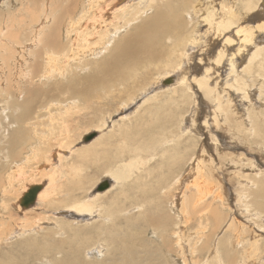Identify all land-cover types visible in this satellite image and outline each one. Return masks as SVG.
<instances>
[{
	"label": "rangeland",
	"instance_id": "obj_1",
	"mask_svg": "<svg viewBox=\"0 0 264 264\" xmlns=\"http://www.w3.org/2000/svg\"><path fill=\"white\" fill-rule=\"evenodd\" d=\"M42 1L43 0H37L36 1V4L38 6V7L36 6V9H37L36 12L40 11ZM52 1H54L53 9H55L56 12H58V13L63 12L66 15H73V13L76 11V9L79 6V4H77V7L75 8L72 4H70L66 8H63V6L60 4L61 0H48V2L50 3V7L52 5ZM81 1H83V0H81ZM130 1L133 5L141 6L139 8L146 7L148 2H149V0H128L127 3H129ZM199 1H203V3H208L207 1L205 2V0H199ZM231 1H236V0H231ZM5 2L6 3H8V2L12 3V6H13L12 10H16L17 6L19 5V3H17V0H0V11L1 12H3V4ZM221 2H222V4H226L229 2V5H231L230 0H228V1L227 0H214L212 2L213 4H211L210 2L208 3V5H210L207 9L208 13L211 11V9L209 10V8H211L212 5L217 10V11H215V13L213 15L214 16L213 18L215 21L220 20L222 15H223V14H220V11H219L220 10L219 4ZM263 2H264V0H261L259 2V6H258L261 9L263 8V10H260V8H255L253 10L254 12L252 11V13L250 12V13H248V15L243 14L239 23L242 24L243 26H246V25L255 26L257 24V22L258 23L263 22L264 21V5H263ZM150 3H153V2H150ZM33 4L34 3L28 2V6L30 5V8L33 7ZM124 5L125 4L123 3V5L120 6L121 10L112 11L106 17V19L113 21L112 24H108V26H109V31H107L108 34L110 33V30L114 29V27L115 28L119 27L122 24L123 19H128L130 17L129 14H127L128 10H122V9H126V7H124ZM23 8H25V7H23ZM6 10H7V7L4 8V11H6ZM50 10L51 9H48L47 12H50ZM146 12L150 13L151 9H147ZM192 12H193V9L191 8L189 10V14ZM201 13H202V15H201ZM208 13L200 11L199 12L200 16H199L198 12H196L197 17H195V18H194V16L190 17L188 14H185V13L183 14L185 21L188 22L190 25V26H187V29H189V30L192 29L193 26H195L196 24H197L198 29H199L198 30V33H199L198 36L199 37H197L198 39L196 38L197 40L195 39V41H194L189 36L191 38V41L188 42L189 44L186 47V54L189 57L181 56L182 62L180 64L183 65V68H187V69H185L186 73L182 72V74H180V73L178 74V70H180V68L176 69V70L172 69V70H169V73H167L165 75V77H162V76L159 77L158 83H156L155 82L157 80L156 73L159 70L154 68V75H153V77H151L150 83L154 79L155 80L149 86H147V88L144 87L141 91H139L131 101L127 100V98H128L127 92H124V93H120V94H116V95H110L109 99L106 97L100 96V94H99L98 96L91 98L89 100H85V101L83 100L84 101L83 102L82 100L74 99L73 97H70L68 95V92L64 93L65 92V91H63L64 89L59 87V86L65 85V83L68 82L67 78L72 79L74 77V74L77 73V71L81 75H85L87 73L88 66H90L89 64L91 63V60L95 61V59H98L102 55L97 57V58L92 57L93 59H90L91 57H89V56H85L83 58V55H80L79 58L83 59V61L81 63H78L77 61L69 60V66H65L64 77H62V78H58L55 76H50L49 78L41 77L42 73H40V72L43 69H41V66H39L38 69L36 71H34V74H31V79L28 80V78H26V76H25L26 73H23V74L21 73L18 64L22 65V67L25 68V66L28 62V55L31 54L29 52V50H32V52H35V51H38L40 47L38 45H32V42H30L31 39H29L31 37V33L27 32L28 29L26 31L25 30L21 31L19 29L17 30L18 34H16V35H18V36L20 35L19 38L21 40V43H20V45L19 44H12L13 45L12 47L13 48L15 47L17 50H20V52L18 53V58H20V59L19 60L15 59L13 61L18 63L17 64V70L21 75L16 73L15 69H13L15 74L9 78L11 81L9 83H7V85H11V86L14 85L13 87H15V88H13L12 92L16 96L17 95L20 96V98H26V96L28 94V88L29 89L34 88V87L35 88H41V90L44 92L40 93L42 95L39 98L37 97V99L34 101V108L30 113L29 119H28V115H27L26 120H24L23 123L20 125V126H29L30 129H34L33 131H31L32 139L30 141L27 140L23 144L22 142H20L18 140V138H16L17 141L15 142L16 144H18V147H19V148L16 147L15 149H17V151H19V149H20L22 152H18L16 154H14L13 156L16 158H20V161H22V163L24 162L22 164L23 166L26 165V167L24 166L25 170H28L26 172V173H28V175H25L26 178L24 177V175L22 176V174H20L19 170H16V171L14 170L13 171L14 173H12V174H14L16 176L15 177L16 180L10 179L11 181H13V184L11 182H6V180H5L6 175L4 176V173L6 170L9 172L10 171L9 167L10 168H12V167L8 164V161L3 159L2 156L0 155V259L1 260H4L5 262H6V260H11L10 264H13V263L14 264H58L59 262H63V260L61 259V256L63 255V253H68L72 249L74 244L70 243L69 240L74 235L72 233H71L72 235H70V233L68 234V231H66L64 229L63 230L66 233L65 232L63 234H61L59 232L56 233L57 226L56 225L54 226V224L56 222H52L53 218H62V219H66V221H69V222L75 221L74 223L75 224L78 223V225H83V223L85 224V222H86V224H89V223L92 224V223L96 222L95 220L98 219L97 215L96 216L93 215V218H91V216L88 213H83V214H79V215L75 214L74 215V214H70L69 210H64L63 213H65V214H62L61 212L63 210V206L60 205V202L54 201V202L48 203L49 200L47 199V202L45 204H43V202H42V205H40V206H36V204H35L32 208H29V209H31L30 210L31 212L30 211L28 212V210H27L28 208H26V212H28V213H26V215H28V217H29V214H32L36 217V220L39 219V221L37 220L36 222L30 221V223H33V222L37 223L38 222L37 224L30 226L32 228V230L25 231L24 228H20V226L16 223L18 213H16V211L15 210L13 211L12 209L16 208L17 204H18V203H16V201L18 202V199L17 200L14 199V193L16 191H20V186L24 182L23 180H20V179L25 178L26 183H27L26 184L27 187H29L30 185H35V184H38V185L42 184L45 186L47 183L46 181H48V176L46 173H51L52 171L59 168L62 170L65 169V171L62 175L60 174L59 176H57L58 172H56V176L54 178L56 186L53 189V192L50 193V197H49V198H51L50 200H55L56 198H57V200H60V198L61 199H63V198L70 199V197H72V198L73 197H79L81 199H83L85 197L88 198V197L92 196L93 194L97 193L96 192L97 187L99 186L100 183L105 182V181L109 182V186L107 187V190L109 189V191L106 190L102 194L104 201L106 200L105 201L106 203L102 202V208L103 209L104 208L112 209V207L115 208V206L118 205L117 201H120L121 198L123 199L126 196L125 193H123L121 195V192H123V190L128 193V197H131V196H141V197L146 196V198L149 197L150 201L147 203L148 206L146 204V206H144V208H143L140 206V204H142V203L128 204L125 207L124 211L119 213L117 218L124 219L125 217H127L129 215H133V216L138 215L137 212L140 211L139 207H141V209L144 213V216H142V217L149 216V215L145 216V214H149V212H150V210L148 212H145L146 209L147 210H148V208L154 209V210H152V212L154 211L153 214L155 212L156 213L154 214L153 217L160 218L161 219L160 223H154L153 225H151V224L146 225V224H148V222L146 223L144 218L142 219V217H141V219H140V217H139V219L136 220L133 225H127V226L124 225V226L120 227L118 230L119 236H115L116 235L115 232L117 230H112V232H111L115 237H117L118 242H120L121 239L124 240L125 237H127L128 239H132L131 241H132L133 246H132V244L130 245L129 242H127V244H125V246H124V241H122L120 243L123 246V249L129 248V246H130L131 250L133 248V255H135L136 264H182V262H181L182 259H184V262L186 264H194V263L195 264H205V263L206 264H225L224 260H222V262H221V260H219V258H217L216 254H215V246L217 248H219V250L221 251L222 254H229L230 256H235L236 257L235 261L237 262L236 264H239V262H238L239 260H242L245 264H252L253 261L254 262L256 261L254 263V264H256L257 259H256V257H254V255H252L250 253L251 249L245 247V243H247V241H252L253 237L259 238L258 239L259 240V243H258L259 247H257L256 250H259V249L260 250L257 251L256 253L257 254L259 253V255L262 254L260 257V260L258 262L263 261V259H264V205H262V204L264 203V200L260 201V204H258L257 200L252 202L250 205L249 204L247 205L246 202H249L251 200L250 196L247 195V192L250 193L251 191L255 190L257 188V182L256 181L261 179V173H259V172L264 173V147H260L259 144H261V143L259 142L257 144V146L254 145V151H253L250 149L253 146L247 145L248 138H247L246 134L243 133V131L241 132V129L237 130V129H234L231 127V128H229L230 130L229 129L227 130V127H229L230 124L227 120H225V115L224 114L219 115V112L217 113V110H212L213 108L215 109V107H216L215 97L212 96V98H210V99L208 97H205L202 94V91L200 89H198L196 87V85L193 82H191L190 80H191L192 76L201 77L204 74V72L206 71V69L209 68V70H207L208 75H209V77H208L209 85H211V87H212V86H214L215 81H217V85L215 86V88H217V90L215 92V96H217V94H219L220 97H222L223 95L225 96L226 94H228L226 96H229L230 100H231V98L234 99V100H231V102H230V105L235 104V106L232 105V107H231L232 109L234 108L233 113L235 112V109L237 108L236 113H238V114H236V116L241 115V118L244 120L247 119V114L245 112H247L248 110L255 109V110H260L261 112H263V110H264V88L262 89L261 93H260V88H259V86L261 84H263V82L260 81L259 83H257L258 88L255 87V85H254L255 83L253 85H251V83H253L254 81L251 82L250 79H248V76H245L244 72L239 73V76L237 75L238 77H237L236 83L234 80H232L230 82L226 81L228 70L230 67L228 59L226 58V61L223 62V64H220L219 66H216L215 62L212 60L213 58H215V54L217 53L218 49L222 46L224 39L221 37L217 38V39H216V37H211V41H210L208 39L206 40V38L204 40H203V38H201V36L203 35L202 32L204 33L208 28V25H207L208 21L204 20V18L207 16ZM117 16H119V17H117ZM244 16H246V18ZM42 17L43 18L39 19V22L41 21V19L45 20L44 16H42ZM250 17H251V19H250ZM197 20H198L199 24L197 23ZM256 20H259V21H256ZM38 23L35 22V24H32V26L30 25V27L32 29H36L37 28L36 25H38ZM251 23L254 25H252ZM42 24H43V22H42ZM42 24H39V25H42ZM99 25L101 26V23ZM30 27H29V29H30ZM96 30L98 31V34L94 35V37L100 36L104 32L103 27H101L100 29H96ZM122 33L123 32H121L120 34H122ZM232 33H234L233 29H232ZM255 33H257V34L254 35L255 36L254 41H256V43L258 41H261V43H258V44L264 45V42H263L264 41V29L261 30L260 33L258 31H256ZM12 34H14V32ZM236 37L237 36H235V34L231 37V38H233L234 42H232V44L226 48V51H227V52L225 51L226 53L230 54L237 49V48H235L236 46H238L237 41H236ZM115 38L118 39V37H115ZM78 40L81 43L76 41V44L77 43L82 44L84 42L82 37H80ZM105 41H106V39H105ZM205 41H206V45H209L208 49H207V46H204ZM208 42H210V43L208 44ZM18 45L20 48L18 47ZM21 45L23 47L24 46L28 47V50L26 49V47L23 48ZM106 45L107 44H103L102 46H106ZM102 46H100V47H102ZM23 53L25 54V56H23ZM176 53L179 54L180 52L176 51L175 54ZM103 54L105 55V53H103ZM67 56H69V55H66L65 57H67ZM228 56H230V55H228ZM38 57L39 56H36V54H34L33 56L31 55V59H30L31 63L34 64L35 61L38 59ZM164 58H166V57H164ZM26 59H27V62L25 64L23 60H26ZM206 59H207V61H206ZM60 62L65 64L64 59H61ZM164 63H165V61H162V65ZM237 64H238V69H240L242 67V65L244 64V62L241 61V62H238ZM153 65L150 68H152ZM187 65H188V67H187ZM214 66H216V69H214ZM75 69H76V71H75ZM203 70H205V71H203ZM195 71H197V72H195ZM45 73L47 76L48 72L46 71ZM16 74H18V75H16ZM19 75H20V77H19ZM181 76H185L190 81V82L188 81L189 84L187 87H186V85L181 86L184 89L186 88L184 93H182V91L184 89H181V88L175 89L174 90L175 92L174 91H171V92H168V91L160 92L159 91V90L163 91L169 85L174 84L176 79L180 78ZM12 78L16 79V81ZM169 78L173 79V80L171 82L165 83L166 80ZM245 78H246V82H247L246 85L247 86H245L246 89H245V91H243L241 89H238V87H239L238 84H239V81H241V80L245 81ZM252 78H254L253 74H252ZM212 79H213V81H212ZM17 81H19V82H17ZM0 83H1V85H6V82H3L2 80L0 81ZM15 83H18V84H15ZM122 86L123 85H120L117 87L118 91L121 90L120 88ZM188 87H190V89H188ZM236 89H238V91ZM62 91L64 94L62 93ZM118 91H115V92H118ZM213 91H214V88H213ZM245 93L247 94V97L245 96ZM153 94L156 96V98H158V101H156V106L152 105L151 100H148L150 102L146 101L147 103L146 102L144 103V101L146 99L150 98V96ZM240 94H241V96H240ZM255 94L257 95L258 98L256 97ZM242 95H243V97H242ZM168 96H171V97H168ZM224 96L222 98L225 99L226 96L225 97ZM4 97L5 96H3V95L0 96V105H3L2 103L5 102ZM20 98H18V99H20ZM237 101H238V103H237ZM248 101H250V102H248ZM125 102H127V103H125ZM22 104L23 103H21V105H17V106L22 107ZM239 104H241V105H239ZM13 105H9L4 112L0 113V140L7 138L11 134L14 127L19 126V123L17 122L18 119L16 118L17 121L14 120L17 113L19 112V109L18 108L14 109ZM245 105H247V106H245ZM208 106H209V108H208ZM147 107H149V109H152V110H150V112L149 111L147 112V110H148ZM246 107H247V111H246ZM262 107H263V109H259ZM243 109H244V111H243ZM149 113H151V114H149ZM193 114H195V115H193ZM192 115H193V117H195L194 119L192 118ZM147 117L149 118L148 123H146V120H145V118H147ZM228 117L229 118L232 117L230 115L229 111H228ZM102 119H103V122H104V120L105 121L107 120V122L105 123L104 127L98 128ZM220 119H222V120H220ZM238 119H240V117ZM261 119H263V118L261 117ZM27 120H29V121H27ZM190 120H192L193 123ZM216 121H217V123H216ZM226 121H227V124H226ZM256 122L260 123V120L258 119ZM202 124L205 127L204 126L202 127ZM217 125H219L220 128H219V126L217 127ZM139 126H142V127L140 128ZM143 126H145V127H143ZM163 126L164 127L170 126V127L164 128ZM160 128H162V129H160ZM210 128H212V129L210 130ZM224 128H226V129H224ZM206 129H207V131H206ZM108 130L110 131L111 134L108 132ZM145 130L150 132L151 134L154 133V135H153L154 138L152 136V138H153L152 143H154L155 141L157 142V146H156V150H155L156 153H153L152 155H150L152 153L150 151L149 161L146 162V166L148 168L145 167V169H143V170L134 168L132 176H131L132 178L130 177L129 179L125 180L124 182H120V181L118 182L117 181L118 183L116 181H114L112 179V177H110L111 174H108L109 171H108V173H105V171H103L102 172L103 174L101 172H98L97 174L94 172V168L96 166L105 164L106 161L108 162V160H105L106 158L104 159V156L102 158H99V157H101V155H105L106 151L112 153L111 149L117 150V142L120 141L123 136L130 133V134H133L132 139L134 137L136 142H137V140H138V142L143 141V139H146V138H144L145 137V135H144ZM99 131H101L100 134H99ZM60 132H61V134H60ZM169 132L172 133L174 136H178V134H183L184 137H181L182 138V142H181L182 146L176 145L177 143L175 140L170 141V136L166 137L167 135H169ZM107 133H109V134H107ZM156 133L158 134V136ZM88 134H95L92 138L93 140L96 137L105 136L106 134H107L106 136H108V137H105V139H104V137H102V138L98 139L96 142H94V145H95L94 149L100 150L98 157L93 155L94 152L92 153L93 156L85 155L84 157H81V159L79 157H75L79 148H81V147L83 149L84 148H90L89 145H90V143H92V141H93L92 139H90L89 142H83V137L85 135H88ZM192 134H194L195 136ZM197 134H200V136L198 135V137H197L196 136ZM243 134H244V136H243ZM34 135H36L35 136L36 138L34 137ZM110 135L112 136L111 139H109ZM37 136L38 137L40 136V140H43V142H45L46 144L43 142L38 144ZM41 136L44 138L42 139ZM192 136H194L193 139L191 138ZM241 136H243L244 138ZM261 136H262V138H261ZM54 137H57V139H54L50 143V141ZM157 137L162 138V140L158 139ZM64 138H65V142H66V140L68 142V145L66 147L63 146V140H61ZM155 138H157V139H155ZM154 139H155V141H154ZM259 139H261V141L264 142V134H263L262 130H261V134L259 136ZM150 141H151V139H150ZM185 141H186V143L184 144ZM2 142H3V144H2L3 146L1 145V147L4 150L3 152L5 154H7L8 142L7 143H5V141H2ZM224 144H225V146H224ZM42 145H44V146H42ZM184 145L185 146L187 145L186 148L184 147ZM214 145H215V147H214ZM174 146H175V148H179V146H180V148L185 149L181 161L178 164H176L175 171L173 169L174 173L177 172L175 175L177 177L173 178V182L170 181L169 186H168L169 189H167V188L160 189L158 187H160V183H162V179L167 178L166 177V171L168 168H170V165H171L169 157L172 154V152L174 151L173 150ZM255 146L257 147V149L258 148L259 149L257 150L255 148ZM46 147H48V148H46ZM119 148H121V147H119ZM211 149H213L214 151H212ZM37 151H39V153H37ZM229 152L233 153V154H231L232 157H231ZM241 152L244 154H242ZM33 153H35L37 156L36 155L33 156ZM124 153H125V155H124ZM124 153L118 151L117 154L119 156H116L114 159L112 158L111 164L115 165V164H119L122 161L125 162L126 159H128L127 156H129V155L126 152H124ZM212 153H214V154H212ZM225 153H227V154H225ZM219 154H221L222 158H221V156H219V158L217 157V155H219ZM26 155L28 156V159L26 158L27 157ZM44 155H45V157H44ZM56 155H58V156H56ZM241 155H242V159H241ZM72 156H74V157H72ZM120 156H121V158H120ZM223 156H224V158H223ZM227 156L234 158V159L237 156L236 159H240V160L239 161L236 159L235 160L238 162V164H240L241 160H243L241 162L242 165H237V164L232 165V163H229V164L226 163L225 161H226ZM76 158H77V160H76ZM121 159H122V161H121ZM209 159L211 162H209ZM158 161H162L163 163L158 162ZM187 161H188V163H187ZM164 162H166V163H164ZM196 162L198 164L199 163H201V164L198 165ZM219 162H220V164H219ZM44 163H46V165ZM159 163H161V164H159ZM245 163H249L251 167H249V166L247 167V164H245ZM189 164H190V166H189ZM48 165H50V166H48ZM197 165L201 168V170H205V171L200 170L204 174L198 175V172H197L198 169L196 168ZM203 165L204 166L208 165V166L204 167ZM245 165H246V167H245ZM224 166H229V167H224ZM71 168H74L77 171L79 170L80 172L78 173V172L74 171V174H73V172H71ZM230 168H234V171H233V169H230ZM241 168H242V170L239 171V169H241ZM34 170H36V171H34ZM160 170H161V172H160ZM187 170H188V172H187ZM235 170H237V172H235ZM33 171H34V173H33ZM37 171L42 172L41 174H43V176L40 173H38ZM195 171L197 173H195ZM157 172H158V174H156ZM208 172H210V173H208ZM211 172H212V174H211ZM214 172L218 173L219 178L216 176L217 173L215 175ZM224 172L226 174L229 172L230 174L226 175ZM15 173H17V175ZM207 173H208V175H211V177L213 176L214 178L212 177V180H211V178L208 179ZM182 174H183L184 178L182 177ZM161 175H163V176H161ZM223 175H224V177H223ZM66 176H68L69 178ZM156 176H157V178H156ZM202 176L203 177L205 176V177L203 178ZM229 176H230V178L232 177L234 179L230 180ZM81 177H83L82 184L78 187L77 180ZM198 178H200V180H198ZM205 178H206V180H210L211 182L214 181L212 184L210 183L211 185L208 184L209 187L207 186V188L212 187L211 192L213 194H210L209 196H207L208 198L204 199L201 203L197 204L198 208H200L199 212L197 210L196 211L192 210L193 211L192 212L189 209V211H186L187 212L186 214H182L180 211V208H179L182 205L181 202H183L186 197L189 199V197H190L189 195H191L192 192H193V194H196V196L194 195L195 197L200 198L201 197L200 193L202 191H200L198 185L200 184L201 181H202L201 183L206 184L207 181L205 180ZM134 179H136V180H134ZM215 181L218 184L221 183V184H219L221 186H219ZM111 182H112V184H111ZM7 183L11 184L12 187H10V188H13V190L7 191V194L4 195V200L5 201L9 200V203L13 199L16 201H14L15 203L12 201V203L8 205L7 209L6 208L3 209V206L1 204V199H2V195H3V190H5L7 187ZM224 183H225V185L223 186ZM125 185H127L128 187ZM135 185H137V186H135ZM183 185H185V186H183ZM89 187H91V189H89ZM129 187H131L133 189H131ZM152 188H154V190L157 193L155 191H153ZM140 189H141V192H140ZM180 189H182V190H180ZM136 190L137 191L139 190V191L137 192ZM166 190H167V192H166ZM131 191H133V192L135 191L136 193H139V194L136 195L135 192L133 193ZM217 191L219 192V194L221 196H223L222 200L220 202V205H218V203L217 204L215 203L216 200L212 201L213 204L211 206L210 203H211L212 195H215V193L218 194ZM69 192H71V193H69ZM238 192L240 193V195L243 192V194L240 197L242 204L240 203L239 200H238V202H237V200H235V199H237V193ZM140 193H142V194H140ZM159 193H161V194L159 195ZM184 194H186V195H184ZM187 194H189V195L187 196ZM23 195H22V197H23ZM157 196H159V197H157ZM254 197H256V196H254ZM159 198H160V200H159ZM223 198H224V200H223ZM206 200H208V201H206ZM230 201H232V203H229ZM208 202H210L209 206L207 205ZM31 205H33V204H31ZM103 205H105V207ZM150 205L152 206V208H150L151 207ZM159 205H160V208H159ZM199 205L200 206L202 205V206L199 207ZM203 205L206 208L205 211L203 210V209H205L203 207ZM216 206H217L218 210L215 209ZM227 206H229V207L227 208ZM190 208L193 209L192 205ZM212 208L217 212L216 215L219 217L218 219H220V224L218 223L219 220H217L216 218L214 219V217H212L209 214V212L212 211L211 210ZM237 208H239V209H237ZM172 209H173V211H172ZM208 209H210V210H208ZM133 210H135V214H134ZM18 212L21 213V215H22V213H25L22 211H18ZM38 212H40L41 215L38 214ZM152 212H150V216H149L150 220L152 218ZM191 212L194 214H192ZM221 212L222 213L224 212V213L221 214ZM226 212H228V214ZM232 213L235 214L236 217H234V215ZM162 214H165V217L167 216L168 218L166 217V219L163 220ZM241 214H242V216H241ZM42 215H46V216H42ZM71 215H73V216H71ZM157 215H159V216H157ZM208 215H210L211 218ZM222 215L223 216L225 215V217L228 220H226L225 217H223ZM35 217H34V219H35ZM195 217H196V219H194ZM206 217L208 218L207 220H206ZM47 218H49V219H47ZM184 218H186V219H184ZM222 218H224V219H222ZM85 219H86V221H85ZM79 220H81V222H78ZM89 220H90V222H89ZM239 220H240V222H238ZM83 221H85V222H83ZM182 221L183 222L188 221L189 223H183ZM108 222H112V221L110 220ZM205 222L206 223L208 222V224L206 225ZM213 222H214L215 226L212 225ZM230 222H231V224H230ZM228 223H229V228L227 230L226 226H228ZM232 223H234V224H232ZM240 223L242 225H239ZM5 224H7V225H5ZM202 224H204V225H202ZM180 225H182L183 228H182V226L180 227ZM190 225H191V227H190ZM216 225H218V227L213 228V227H216ZM222 227H223V229H222ZM225 228H226V230H225ZM238 228L242 229L243 233H241V230H239ZM154 231H156V232H154ZM175 231H178V233L173 234V232H175ZM227 231H229V232H227ZM248 231H250L251 234L248 233ZM179 232H180V234H179ZM199 232H200V234H199ZM141 233H144V235H141ZM226 233L230 236V238L232 240L235 239L237 236H238V238H241V236H242L241 239L245 238L244 239L245 243L243 242V240H241L239 244H236L234 242V243L229 245L227 250L223 249L219 244V237L223 236V235H227ZM239 233H240V236L238 235ZM186 235L187 236L189 235L188 236L189 238ZM197 235H198V237L199 236L200 237L198 238ZM206 235H207V237H206ZM180 236L183 237L182 240H181ZM251 236H252V238H250ZM81 237L86 238L83 235H81ZM215 237L217 238L216 240H214ZM100 238H101L100 243H96L99 240V237H98V239L95 238V239L90 240L89 244L94 243L96 245L87 249V251L84 252V250H86L85 247H87V246L82 245L80 248L81 251L77 252V255H80L82 257L83 264H86V261H87L86 259H90L91 257H93L95 260H99L101 262V264H111L108 261V259L111 256V249H109L108 245L111 244V242L103 241L102 240L103 237H100ZM256 238H254V239H256ZM26 240H28V241L26 242ZM185 240H186V242H185ZM194 240H196L197 242ZM77 241L79 242L80 240H76V242ZM200 242L202 244H200ZM194 243H196V244H194ZM29 244H31V245L29 246ZM46 244H48V245H46ZM97 244H99V246H97ZM53 245L54 246L56 245L55 249H54ZM112 245H110V246H112ZM197 246H199L200 248ZM68 247H70V248H68ZM77 247H80V246H78V244L76 243V248ZM196 248H197V250H196ZM151 252H153V253H151ZM183 255H184V257H182ZM62 257H64V256H62ZM187 258H189V259H187ZM249 259H251V262L247 263ZM79 264H82V263H79ZM134 264H135V262H134Z\"/></svg>",
	"mask_w": 264,
	"mask_h": 264
},
{
	"label": "bare ground",
	"instance_id": "obj_2",
	"mask_svg": "<svg viewBox=\"0 0 264 264\" xmlns=\"http://www.w3.org/2000/svg\"><path fill=\"white\" fill-rule=\"evenodd\" d=\"M36 1L37 0H17V3H19V5L17 6L16 10H12L13 9L12 3H9V2L6 3L5 2L3 4V12L0 11V81L2 80L3 82H6V85H1V83H0V96L1 95L5 96L4 97V101L5 102L2 103L3 105H0V113L4 112L9 105H13V104H14L13 105L14 109H16V108L19 109V112L17 113L16 117L14 118L15 121H17L16 118L18 119L17 122L19 123V126H15L14 129L12 130L11 134L7 138H4L3 140H0L1 141L0 142V155L2 156L3 159L7 160L8 164L12 167V168L9 167V169H10L9 172L7 170L5 171V173H4V176L6 175L5 176V180H6V182H11L12 184H13V181H11L10 179H15V177H16L14 174H12V173H14L13 172L14 170L15 171L19 170L20 174H22V176L24 175V177H25V175H28V173H26L28 170H25V168H24V166L26 167V165H24V166L22 165L24 162L22 163V161H20V158H16V157L13 156L14 154H16L18 152H22L20 149H19V151H17V149H15L16 147H18V144H16L15 142L17 141L16 138H18V140L20 142H22L23 144L27 140L30 141L32 139L31 131H33L34 129H30L29 126H20V125L23 123L24 120H26V116L27 115H28V119H29L30 113H31V111L34 108V101L37 99V97L39 98L42 95L40 93L44 92V91L41 90V88H35V87L34 88H30V89L28 88V94H27L26 98H20V96H18V95L16 96L12 92L13 88H15V87H13L14 85L13 86L7 85V83H9L11 81L9 78L12 75H14L15 72L20 74L18 72V70H17V64L18 63L13 61L15 59H17V60L20 59V58H18V53L20 52V50H17L15 47L14 48L12 47L13 46L12 44H19L20 45V43H21V40L19 38L20 35L19 36L16 35V34H18V32H17L18 29L21 30V31L22 30L26 31L28 29L27 32L31 33V37L29 38V39H31L30 42H32V45H38L40 47L39 50L35 51V52H32V50H29V52L31 54L28 55V62H27V59L23 60L25 64L27 62L25 68L22 67V65L18 64L21 73L22 74L26 73L25 76H26V78H28V80L31 79V74H34V71H36L39 66H41V69H43L40 72V73H42L41 77L49 78L50 76H55V77H58V78H62V77H64V72H65L64 68H65V66H69V60H73V61H77L78 63H81L83 61V59L79 58L80 55H83V58L85 56H89V57H91L90 59H93L92 57H94V58L96 57L97 58V57L102 55L98 59H95V61L91 60V63L89 64L90 66H88V70H87V73L85 75H81L77 71V73L74 74V77L72 79L67 78L68 82H66L65 85H62V86H59V87L64 89L63 90V91H65L64 93L68 92V95L70 97H73L74 99H79V100H82V101L94 98V97L98 96L99 94H100V96H103V97H106V98L109 99L110 95H116V94H120V93H124V92H127V97H128L127 100L131 101L134 98V96L139 91H141L144 87L147 88V86H149L155 80L154 79L150 83V79L154 75V68L159 70L156 73V76H157V80L155 81L156 83H158L159 77H161V76L165 77V75L167 73H169V70H172V69L176 70V69L180 68V70H178V74L179 73L182 74V72H185V69H187V68H183V65L180 64L182 62L181 56L189 57L186 54V47L189 44L188 42L191 41V38H192V40L195 41V39L197 37H199L198 36L199 35L198 30L199 29H198L197 24L195 26H193L192 29H190V30L187 29V26H190V25H189L188 22L185 21V19L183 17V14L185 13V14H188L190 17L194 16V18H195V17H197L196 16V12H198L199 16H200V14H199L200 11L208 13L207 9L210 6V5H208V3L210 2L211 4H213L212 2L214 0H209V1L205 0V2L207 1L208 3H203V1H199V0H149L147 6L144 7V8H139V7H141L139 5H133L131 3V1L129 3H127L128 0H83V1H81V0H61L60 4L63 6V8H66L70 4H72L76 8L77 4H79L78 8L73 13V15H66L63 12H61V13L56 12V10L53 9L54 1H52V5L50 7V3L48 2V0H43L42 3H41L40 11L36 12L37 11V9H36V6H37ZM260 1L261 0H236V1H231L230 0L231 5H229V2L226 3V4H222V2H221L219 4V9H220L219 11H220V14H223V15H222L220 20H216V21L214 20V18H213L214 16L213 15H214L215 11H217V10L212 5V7L209 8V10L211 9V11L204 18V20L208 21V24H207L208 28H207V30L204 33L202 32L203 35L201 36V38H203V40L206 38V40L208 39L210 41H211V37H216V39L220 38V37L223 38L224 41L222 43V46L218 49L217 53L215 54V58H213L212 60L215 62L216 66H219L220 64H223V62L226 61V58L228 59L230 67H229V70H228L227 80L226 81L230 82V81L234 80L235 83H236L237 82V77L239 76V73L244 72L245 76H248V79H250L251 82L254 81L253 83H251V85H253L255 83L254 84L255 87L258 88V84L257 83H259L260 81L263 82V84H261L259 86L260 93H261L262 89L264 88V70H263L264 69V45H259L258 44V43H261V41H258L256 43V41H254V39H255L254 35L257 34V33H255L256 31H258L260 33V31L264 29V23H263L264 21L263 22H259V23L257 22V24L255 26H251V25L243 26L242 24L239 23V21L241 20L243 14H247L248 15V13H250V12L252 13V11L255 8H260V7H258ZM28 2L34 3L33 7L30 8V5L28 6ZM150 2H153V3H150ZM123 3L125 4L124 7H126V9H122V10H128L127 14H129L130 17L128 19H123L122 20V24L119 27H117V28L114 27V29L110 30V33L108 34L107 33V31H109L108 24H112L113 21L106 19V17L112 11L121 10L120 6H122ZM263 5H264V2H263ZM5 7H7L6 11H4ZM23 7H25V8H23ZM191 8L193 9V12L189 14V10ZM48 9H51L50 12H47ZM147 9H151V12L150 13L146 12ZM260 10H263V8L262 9L260 8ZM201 15H202V13H201ZM42 16H44L45 20L41 19V21L39 22V19L43 18ZM117 17H119V16H117ZM244 17L246 18V16H244ZM250 19H251V17H250ZM256 21H259V20H256ZM35 22L36 23L39 22L38 25H36L37 28L36 29H32L30 27V25L32 26V24H35ZM42 22H43L44 25L42 24ZM100 23H101V26L99 25ZM197 23L199 24L198 20H197ZM39 24H42V25H39ZM252 25H254V24H252ZM29 27H30V29H29ZM101 27H103V31H104L103 34H101L100 36L94 37V35L98 34V31L96 29H100ZM232 29H233L234 33H232ZM13 32H14V34H12ZM121 32H123V33L120 34ZM234 34H235V36H237L236 37V41H237L238 46L235 45L236 46L235 48H237V49L229 54V53H226L227 52L226 48L229 45H231L232 42H234L233 38H231ZM80 37H82L83 41H84L82 44H79V43H81L78 40ZM115 37H118V39H116ZM105 39H106V41H105ZM76 41H78L79 43L76 44ZM209 43L210 42H208V44ZM103 44H107V45L106 46H102ZM19 45H18V47H19ZM100 46H102V47H100ZM204 46H207V49L209 47V45H206V41H205V45ZM25 47L26 46H24L23 48H25ZM26 49L28 50V47H26ZM176 51H178L180 53L179 54H177V53L175 54ZM103 53H105V55ZM34 54H36V56H39V57L35 61V63L32 64L30 59H31V55L33 56ZM66 55H69V56L65 57ZM228 55H230V56H228ZM23 56H25L24 53H23ZM164 57H166V58H164ZM61 59L65 60V64L60 62ZM162 61H165V63L163 65H162ZM206 61H207V59H206ZM241 61H243L244 64L242 65V67L240 69H238V64L237 63L241 62ZM152 65H153V67L150 68ZM216 66H214V69H216ZM187 67H188V65H187ZM13 69H15V72H14ZM207 70H209V68H207L206 71L203 70L205 72H204V74L201 77L192 76L190 81L193 82L196 85V87L202 91V94L205 97H208L209 99L212 98V96L215 97L216 107H215V109L214 108L212 109L211 108L212 106L210 108L212 110H217V113L219 112V115L220 114H222V115L224 114L225 115V120H227L229 122V124H230V126L227 127V130L229 128H231V127L234 128V129H237V130L241 129V132L243 131V133L246 134V136L248 138L247 145L253 146V147L250 148L253 151H254V145L257 146V144L259 142L262 144V145L259 144V146L260 147H264V142H262L261 139H259V136L261 134V130L263 131V134H264V110H263V112H261L260 110H255V109L247 111V107H246V111H247V112H245L247 114V119L246 120L242 119L241 115L236 116V114H238V113H236V111H237L236 109L237 108L235 109V112L233 113L234 108L233 109L231 108L233 104L230 105L231 100H234V99L231 98V100H230V97L226 96L228 94L225 95L226 96L225 99L222 98L224 95L222 97H220L219 94H217V96H215V92L217 90V88H215V86L217 85V81H215L214 86L211 87V85H209V82H208L209 75H208V71ZM46 71L48 72L47 76H46V73H45ZM75 71H76V69H75ZM195 72H197V71H195ZM18 74H16V75H18ZM252 74L254 75V78H252ZM20 75H19V77H20ZM12 79H14V78H12ZM14 80L16 81V79H14ZM167 80H169V82H171L173 79L169 78ZM188 81H189L188 78H186L185 76H181L180 78L176 79L174 84L169 85L163 91L162 90H159V91L160 92H165V91L171 92V91H174L177 88L184 89L181 86L186 85V87H187L189 82H190V81L189 82ZM212 81H213V79H212ZM17 82H19V81H17ZM15 84H18V83H15ZM246 84H247L246 78H245V81H243V80L239 81L238 89H241V90L245 91V89H246L245 86H247ZM120 85H123V86L120 88L121 90L118 91L117 87L120 86ZM213 88H214V91H213ZM185 89L182 91V93L185 92ZM188 89H190V87H188ZM238 89H236V90L238 91ZM63 91H62V93H63ZM115 91H118V92H115ZM240 96H241V94H240ZM245 96L247 97L246 93H245ZM168 97H171V96H168ZM242 97H243V95H242ZM256 97H257V95H256ZM18 98H20V99H18ZM148 100H151L152 101V105L156 106V101H158V98H156V96L153 94V95L150 96V98L146 99L144 101V103L146 101H148ZM127 102H125V103H127ZM148 102H150V101H148ZM248 102H250V101H248ZM21 103H23L22 107L17 106V105H21ZM237 103H238V101H237ZM239 105H241V104H239ZM247 105H245V106H247ZM233 106H235V104ZM147 108H148L147 112L148 111L150 112V110H152V109H149V107H147ZM208 108H209V106H208ZM259 109H263V107L259 108ZM228 111H229L230 115L232 116L231 118L228 117ZM243 111H244V109H243ZM149 114H151V113H149ZM193 115H195V114H193ZM193 115H192V118L194 119L195 117H193ZM239 117H240V119H238ZM261 117L263 119H261ZM258 119L260 120V123L256 122ZM145 120H146V123H148L149 118L147 117V118H145ZM192 120H190V121L192 122ZM220 120H222V119H220ZM27 121H29V120H27ZM227 121H226V124H227ZM106 122H107V120L106 121L104 120V122H103V119H102V121H101L100 125L98 126V128L104 127ZM216 123H217V121H216ZM203 126L204 125L202 124V127ZM218 126L219 125H217V127ZM139 127L141 128L142 126H139ZM143 127H145V126H143ZM166 127H170V126H165L164 128H166ZM219 128H220V126H219ZM160 129H162V128H160ZM211 129L212 128H210V130ZM224 129H226V128H224ZM206 131H207V129H206ZM100 132L101 131H99V134H100ZM108 132L110 133L109 130H108ZM109 133H107V134H109ZM60 134H61V132H60ZM244 134H243V136H244ZM106 135L105 136L96 137L94 139L95 141L92 139L93 141L89 145L90 148H84V149L82 147L79 148V150L77 151V154L75 155V157H79L80 159H81V157H84L85 155H91V156L95 155L96 157H98V154H99L100 150L99 149H94L95 148L94 142H96L98 139H100L102 137H104V139H105V137H108ZM132 135L133 134H130V133L126 134L125 136L122 137V139L120 141L117 142V150L111 149L112 153L106 151L105 155H101V157H99V158H102L104 156V159L106 158L105 160H108V162L106 161L105 164L96 166L94 168V172L96 174L98 172L102 173L103 171H105V173H108V171H109L108 174H111L110 177H112V179L114 181H116V182L117 181L118 182L119 181L120 182H124L125 180L129 179L132 176L134 168L143 170V169H145V167H147L146 166V162L149 161L150 151L152 152L150 155H152L153 153H156L155 150H156L157 142L155 141V139H157L158 137L155 138L154 139L155 142L152 143L153 142L152 139L154 138V136H153L154 133L151 134L150 132L145 130V134H144L145 137L144 138H146V139H143V141H139V142L136 139L137 140V142H136L134 137H133L134 140L132 139ZM192 135H194V134H192ZM198 135L200 136V134H197L196 136L198 137ZM35 136L36 135H34V137ZM152 136H153V138H152ZM157 136H158V134H157ZM169 136H170V141H174L175 140L176 143H177L176 145L182 146L181 145L182 144L181 143L182 142V138L181 137H184L183 134H178V136H174L172 133L169 132V135H167L166 137H169ZM194 136H192L191 138L193 139ZM243 136H241V137H243ZM109 137H110L109 139L112 138L111 135ZM37 138H38L37 139L38 140V144L43 142V140H40V136L39 137L37 136ZM41 138L43 139L44 137L41 136ZM261 138H262V136H261ZM54 139H57V137L52 138L50 143ZM150 139H151V141H150ZM158 139L162 140V138H158ZM61 140H63V146L66 147L68 145L67 140H66V142H65V138L61 139ZM2 141H5V143L8 142V144H7L8 145L7 154H5L3 152L4 150L1 147V145L3 144ZM87 142H89V141H87ZM43 143H45V142H43ZM185 143H186V141L184 142V144ZM42 146H44V145H42ZM180 146H179V148H175V146L173 147L174 151L172 152V154L169 157L171 165H170V168H168L169 170L167 169V171H166V177L167 178L166 179H162V183H160V187H158L160 189H163V188L169 189L168 186H169L170 181L173 182V178L177 177V176H175L177 172L174 173L175 168H176V164H178L181 161V159L183 157V154H184V150H185L183 148H180ZM186 146L184 145L185 148H186ZM224 146H225V144H224ZM256 146H255V148L257 149ZM119 147H121V148H119ZM214 147H215V145H214ZM46 148H48V147H46ZM211 150L214 151L213 149H211ZM118 151L119 152H123V153L124 152L128 153V155H129V156H127L128 159H126V161L124 162V161H122V159H123L122 158L121 159L122 162H120L119 164L113 165V164H111V159L112 158L114 159L116 156H119L117 154ZM37 153H39V151H37ZM92 153H93V155H92ZM214 153H212V154H214ZM229 153H230V155L233 154L231 152H229ZM221 154L217 155V157L219 158V156H221ZM225 154H227V153H225ZM242 154H244V153H242ZM35 155L36 154L33 153V156H35ZM124 155H125V153H124ZM56 156H58V155H56ZM229 156H227V158H226V161H225L226 163H228V164L232 163V165L233 164L234 165L235 164L242 165L241 162L243 160H241L240 164H238V162L236 161V160H238V161L240 160V159H236L238 155L235 157L236 160L234 158H231L232 155H231V157H229ZM44 157H45V155H44ZM72 157H74V156H72ZM26 158L28 159V156ZM120 158H121V156H120ZM221 158H222V156H221ZM223 158H224V156H223ZM241 159H242V155H241ZM76 160H77V158H76ZM188 161H187V163H188ZM158 162H162V161H158ZM166 162H164V163H166ZM209 162H211L210 159H209ZM44 164L46 165V163H44ZM159 164H161V163H159ZM199 164H201V163H199ZM219 164H220V162H219ZM245 164H247V167L248 166L251 167L249 163H245ZM198 165L196 166V168L198 169L197 170L198 175L199 174H204L201 171H205V170H201V168ZM48 166H50V165H48ZM189 166H190V164H189ZM205 166H208V165H205ZM224 167H229V166H224ZM245 167H246V165H245ZM173 169H174V171H173ZM230 169H233V171H234V168H230ZM240 170H242V168L239 169V171ZM34 171H36V170H34ZM34 171H33V173H34ZM64 171H65V169L62 170V169L58 168V169L52 171L51 173H46L47 176H48V181H46L47 182L46 185L44 186L42 184H39V185L35 184V185L38 186V189L31 194V195H33L35 197L34 201H32L33 205H29L28 204L29 206L27 205L25 207L23 205H21L20 200H21L22 195L28 190V188L31 185L29 187L26 186V184H27L26 180H25L26 177L24 179L23 178L20 179V180H23L24 182L20 186V191H16L14 193V199H16V200L18 199V202L16 200H14V199L12 200L13 202L16 201V203L19 204V205L17 204V207L15 206L16 208L12 209L13 211L15 210L16 213H18V217L16 219L17 220L16 223L20 226V228H24L25 231L32 230V228L30 226H33V225L37 224L38 222L37 223H35V222L37 220L39 221V219L36 220V217L34 215H32V214H29V217H28V215H26V213H28L31 210L29 208H32L35 204H36V206H40V205H42V202H43V204H45L47 202V199L49 200L48 203H51V202H54V201L60 202V205L63 206V210L61 212L62 214H65V213H63L64 210H69L70 214L79 215V214H83V213H88L91 216V218H93V215L94 216L97 215L98 219L95 220L97 222V223L94 222L95 224L94 223L90 224L89 223L90 220L88 222L89 224H86V222H85L86 219H85V221H83V222H85V224L83 223V225H78V223H76V224L74 223L75 221L74 222L73 221L69 222V221H66V219H62V218H53V220L51 219L52 222H56L55 224L53 223L54 226L55 225L57 226L56 233L59 232V233L63 234L65 232L64 230H66V231H68V234L70 233V235H72V234L74 235L69 240L70 243L74 244L72 249L71 250L69 249L70 252H68V253H63L62 256H64V257L61 256V259L63 260V262H59L58 264H79V263L83 264L82 257L80 255H77V252L81 251L80 248H81L82 245L87 246V247H85L86 250H84V252L87 251V249H89V248L93 247L94 245H96L94 243L89 244V241L92 240V239H95V238L98 239V237H99V240H98L99 242L97 241L96 243H100V239H101L100 237H103V239H102L103 241L111 242V244L108 245L109 249H111V256L108 259V261L111 264H134V262L136 264L135 255H133V248L131 247L132 248V250H131L130 246H129V248H124L123 249V246L120 243V242L124 241V246H125V244H127V242H129V244L131 245L132 244V241H131L132 239H128L127 237H125L124 240L121 239L120 242H118L117 237H115V236H119L118 235V230H119L120 227H122L124 225H126V226L127 225H133L135 223V221L139 219V217L141 219V217L144 216V213H143L141 207L144 208V206H146V204L150 201L149 197L148 198H146V196L145 197H141V196L128 197V193L123 190V192H121V195L123 193H125L126 196L124 195L125 197L123 196L124 197L123 199L121 198L120 201H117L118 205H116L115 208L112 207V209H110V208H104L103 209L102 208V202L106 201V200L104 201V198L102 197L103 196L102 194L107 190V188H105L104 190H101L99 192L96 191L97 193L93 194L92 196H90L88 198H86V197L83 198L82 197L83 199H81L79 197H73V198L70 197V199H67V198L61 199L60 198V200H57V198H56L55 200H50L51 199V198H49L50 197V193L53 192V189L56 186L55 180H54V178L56 176V172H58L57 176H59L60 174L62 175L64 173ZM74 171H76L78 173L80 172L79 170L77 171L76 169L71 168V172H73V174H74ZM160 172H161V170H160ZM187 172H188V170H187ZM197 172L195 171V173H197ZM235 172H237V170H235ZM38 173L41 174L42 172H38ZM208 173H210V172H208ZM208 173H207L208 179L211 178V180H212L213 176L211 177V175H208ZM216 173H215V175H216ZM259 173H261V179L256 181L257 182V188L255 190L251 191L250 193L247 192V195H249L250 198H251V200L249 202H246L247 205L248 204L250 205L252 202H254L256 200L258 201V204H260V201L264 200V173H262V172H259ZM15 174L17 175V173H15ZM156 174H158V172ZM211 174H212V172H211ZM228 174H230V173L228 172L226 175H228ZM41 175L43 176V174H41ZM224 175H223V177H224ZM161 176H163V175H161ZM216 176L218 177V173H217ZM66 177H68V176H66ZM182 177H183V174H182ZM156 178H157V176H156ZM206 178H205V180H206ZM229 178H230V176H229ZM231 179L233 180L234 178L231 177L230 180ZM82 180H83V177H81V178H79L77 180L78 187L82 184ZM134 180H136V179H134ZM198 180H200V178H198ZM206 181H207L206 184L201 183L202 182L201 181L200 184L198 185L200 191H202L201 193L199 192L200 195H201L200 198L195 197L196 194H193L192 191L191 192H192L193 195L192 194L189 195L190 193L188 192L189 194H187V196L188 195L190 196L189 199L186 197L184 199V201L181 202L182 203L181 207H179L182 214H186L187 213L186 211H189V209L191 211L192 210L193 211L197 210L199 212L200 208H198L197 204L201 203L204 199L208 198L207 196H209L210 194H213L211 192V188L212 187L207 188V186L210 183L212 184L214 181L213 182H211L210 180H206ZM111 184H112V182H111ZM219 184H221V183H219ZM224 185H225V183L223 184V186ZM125 186H127V185H125ZM135 186H137V185H135ZM183 186H185V185H183ZM219 186H221V185H219ZM10 187H12L11 184L7 183L6 189L3 190V195H2V199H1V204L3 206V209L4 208L7 209L8 205L12 203V201L9 203V200L8 201L4 200V195L7 194V191L8 190H13V188H10ZM129 188H131V187H129ZM89 189H91V187H89ZM131 189H133V188H131ZM152 189H153V191H155L154 188H152ZM182 189H180V190H182ZM107 191H109V189ZM131 192H133V191H131ZM140 192H141V189H140ZM166 192H167V190H166ZM69 193H71V192H69ZM137 194H139V193H136V195ZM140 194H142V193H140ZM160 194L161 193H159V195ZM242 194H243V192L241 193V195ZM184 195H186V194H184ZM241 195L238 192L237 193V199H235V200H237V202L239 200L240 203L242 204V201L240 199ZM254 196H256V197H254ZM157 197H159V196H157ZM222 197L223 196H221L219 194V192H218V194L215 193V195H212L211 203L208 202L207 205L209 206V203H210L211 206H212V204H213L212 201H214V200H216V202H215L216 204L218 203V205H220ZM159 200H160V198H159ZM208 200H206V201H208ZM223 200H224V198H223ZM136 203H142V204H140L141 207H139L140 211H138V212L136 211L139 216L138 215H135V216L129 215V216L125 217L124 219L117 218L119 213L123 212L125 207L128 204H136ZM229 203H232V201H230ZM191 205H192L193 209L190 208ZM262 205H264V203ZM103 206L105 207V205H103ZM147 206H148V204H147ZM201 206L199 205V207H201ZM203 207H204V205H203ZM228 207L229 206H227V208ZM26 208H28L27 209L28 212H26ZM150 208H152V206ZM159 208H160V205H159ZM215 209H217V206L215 207ZM237 209H239V208H237ZM146 210H145V212H148L149 210H150V212H152V210H154V209H149L148 208V210L147 211ZM203 210L205 211L206 208L203 209ZM208 210H210V209H208ZM211 210L212 211H210L209 214L212 217H214V219L216 218L217 220H219L218 223L220 224V219H218L219 217L216 215L217 212L213 208ZM18 211H22V212H25V213H22V215H21V213H19ZM133 211H134V214H135V210H133ZM172 211H173V209H172ZM40 212H38V214L41 215ZM150 212H149V214H145V216L146 215L150 216ZM153 212H152V218L153 219L151 218V220H150L149 216L142 217V219L143 218L145 219L146 223L148 222V224H146V225H149V224L153 225L154 223H160L161 222L160 218L153 217L154 214L156 213L155 212L153 214ZM223 213L221 212V214H223ZM226 213L228 214V212H226ZM192 214H194V213H192ZM242 214H241V216H242ZM46 215H42V216H46ZM210 215H208V216L210 217ZM233 215H234V217H236L235 214H233ZM71 216H73V215H71ZM157 216H159V215H157ZM34 217H35V219H34ZM166 217H165V214H162L163 220L166 219ZM223 217H225V215ZM186 218H184V219H186ZM47 219H49V218H47ZM194 219H196V217ZM207 219L208 218L206 217V220ZM222 219H224V218H222ZM225 219L228 220L226 217H225ZM110 220L112 222H108ZM30 221H35V222L30 223ZM78 222H81V220H79ZM208 222L207 223L205 222L206 225L208 224ZM238 222H240V220ZM183 223H189V222L187 221V222H183ZM230 224H231V222H230ZM232 224H234V223H232ZM5 225H7V224H5ZM202 225H204V224H202ZM212 225L215 226L214 222H213ZM239 225H242V224L240 223ZM181 226L182 225H180V227ZM190 227H191V225H190ZM217 227H218V225H216V227H213V228H217ZM182 228H183V226H182ZM226 228L228 230L229 223H228V226H226ZM226 228H225V230H226ZM240 228H238V229L241 230V233H243L242 229H240ZM222 229H223V227H222ZM112 230H117L115 232V234H116L115 236L111 233ZM250 231H248V233H250ZM154 232H156V231H154ZM227 232H229V231H227ZM174 233L177 234L178 231L173 232V234ZM179 234H180V232H179ZM199 234H200V232H199ZM81 235H83L86 238L81 237ZM141 235H144V233H141ZM238 235L240 236V233ZM197 237H198V235H197ZM206 237H207V235H206ZM182 238L183 237H181V240H182ZM241 238H242V236H241ZM241 238H238V236H237L235 239L232 240L228 234L227 235H223V236L219 237V244H220V246L223 249L227 250L229 245L234 243V242L236 244H239L240 241L243 240V242L245 243V240H244L245 238H243V239H241ZM250 238H252V236ZM254 238H256V237H253L252 241H247V243H245V247L251 249L250 253L252 255H254V257H256V259H257V263L256 264H264V262H263L264 259H263V261L258 262L260 260V257H261L262 254L259 255V253L258 254L256 253L257 251L260 250L259 248H258L259 250H256L257 247H259L258 246V243H259L258 239L259 238H256V239H254ZM216 239L217 238L215 237L214 240H216ZM76 240H80V241L76 242ZM27 241L28 240H26V242ZM194 241H196V240H194ZM185 242H186V240H185ZM76 243L80 247L76 248ZM194 244H196V243H194ZM200 244H202V243L200 242ZM30 245L31 244H29V246ZM46 245H48V244H46ZM110 245H112V246H110ZM55 246H54V249L56 248ZM97 246H99V244H97ZM132 246H133V244H132ZM197 247H199V246H197ZM68 248H70V247H68ZM196 250H197V248H196ZM151 253H153V252H151ZM215 254H216L217 258H219V260H221V262H222V260H224L225 264H236L237 263L235 261L236 260L235 256H230L229 254H222L221 251L219 250V248H217L216 246H215ZM182 257H184V255ZM187 259H189V258H187ZM86 260H87L86 264H96V263L97 264H101V262L99 260H95L93 257H91L90 259H86ZM10 261L11 260H6V262H5L4 260L0 259V264H10L11 263ZM181 262H182V264H186L184 262V259H182ZM238 262H239V264H245L242 260H239ZM250 262H251V259H249L247 263H250ZM255 262L253 261L252 264H254Z\"/></svg>",
	"mask_w": 264,
	"mask_h": 264
},
{
	"label": "water",
	"instance_id": "obj_3",
	"mask_svg": "<svg viewBox=\"0 0 264 264\" xmlns=\"http://www.w3.org/2000/svg\"><path fill=\"white\" fill-rule=\"evenodd\" d=\"M169 82V80H166L165 83ZM95 134H88L85 135L83 137V142H87L90 139L93 138ZM109 185V182L105 181L99 184V186L97 187V191H101L104 190L105 188H107ZM38 189L37 185H31L28 190L24 193L23 197H21L20 203L21 205H23L24 207L27 206L28 204L31 205L33 204L32 201H34L35 197L33 195H31L34 191H36ZM28 205V206H29Z\"/></svg>",
	"mask_w": 264,
	"mask_h": 264
}]
</instances>
